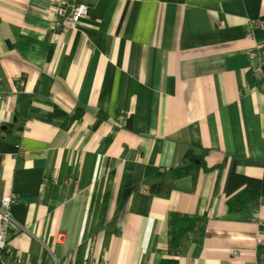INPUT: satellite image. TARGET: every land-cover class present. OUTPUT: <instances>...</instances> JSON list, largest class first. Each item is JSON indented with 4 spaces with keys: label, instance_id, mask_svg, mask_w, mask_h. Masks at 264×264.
<instances>
[{
    "label": "crops",
    "instance_id": "obj_1",
    "mask_svg": "<svg viewBox=\"0 0 264 264\" xmlns=\"http://www.w3.org/2000/svg\"><path fill=\"white\" fill-rule=\"evenodd\" d=\"M58 1L0 0V200L18 197L13 254L264 264V198L227 205L233 173L264 178V89L247 55L264 53V0H83L88 17L65 34ZM55 109L81 116L46 121ZM173 214L206 219L179 254Z\"/></svg>",
    "mask_w": 264,
    "mask_h": 264
},
{
    "label": "built area",
    "instance_id": "obj_2",
    "mask_svg": "<svg viewBox=\"0 0 264 264\" xmlns=\"http://www.w3.org/2000/svg\"><path fill=\"white\" fill-rule=\"evenodd\" d=\"M71 10L70 14H68ZM54 30L60 34L77 29L83 19L89 15V7L83 0H59L55 9ZM254 27V26H253ZM264 29V24L259 23L256 28ZM255 28V27H254ZM254 29H249L252 33ZM249 59L253 62V73L256 78L262 80L264 89V53L259 49L247 52ZM18 203V197L14 195L4 196L0 200V262L1 264H31L19 255L13 254L10 248L11 239L16 236L20 229L12 216V207ZM51 264H73L69 260L63 262H53ZM81 264H107L105 260L100 262H90L85 259Z\"/></svg>",
    "mask_w": 264,
    "mask_h": 264
},
{
    "label": "trees",
    "instance_id": "obj_3",
    "mask_svg": "<svg viewBox=\"0 0 264 264\" xmlns=\"http://www.w3.org/2000/svg\"><path fill=\"white\" fill-rule=\"evenodd\" d=\"M63 110V109H62ZM57 114L46 119V121H53L55 117H64L67 121H74L79 119L80 114L75 115V118L70 119L68 111L55 109ZM66 114V116H65ZM228 201L227 205L229 212L239 213L249 208L257 207L264 198V178L254 179L244 175L233 173L228 187ZM205 218L186 217L178 214H173L170 220L171 226V249L179 254L185 244L189 234L196 231V228L205 223ZM166 264H177L170 262Z\"/></svg>",
    "mask_w": 264,
    "mask_h": 264
},
{
    "label": "water",
    "instance_id": "obj_4",
    "mask_svg": "<svg viewBox=\"0 0 264 264\" xmlns=\"http://www.w3.org/2000/svg\"><path fill=\"white\" fill-rule=\"evenodd\" d=\"M71 12V10H69V12H68V14ZM0 264H1V262H0Z\"/></svg>",
    "mask_w": 264,
    "mask_h": 264
},
{
    "label": "bare ground",
    "instance_id": "obj_5",
    "mask_svg": "<svg viewBox=\"0 0 264 264\" xmlns=\"http://www.w3.org/2000/svg\"><path fill=\"white\" fill-rule=\"evenodd\" d=\"M70 14V13H69Z\"/></svg>",
    "mask_w": 264,
    "mask_h": 264
}]
</instances>
